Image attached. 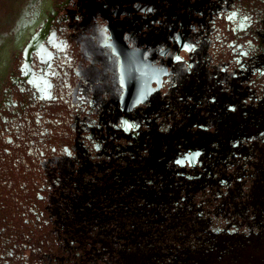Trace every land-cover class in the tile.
<instances>
[{
  "label": "rangeland",
  "instance_id": "374dc122",
  "mask_svg": "<svg viewBox=\"0 0 264 264\" xmlns=\"http://www.w3.org/2000/svg\"><path fill=\"white\" fill-rule=\"evenodd\" d=\"M200 3L223 39L188 36L192 67L153 50L172 76L126 113L103 0H0V264H264V0Z\"/></svg>",
  "mask_w": 264,
  "mask_h": 264
},
{
  "label": "flooded vegetation",
  "instance_id": "af4514ba",
  "mask_svg": "<svg viewBox=\"0 0 264 264\" xmlns=\"http://www.w3.org/2000/svg\"><path fill=\"white\" fill-rule=\"evenodd\" d=\"M103 1V8L108 9V14L97 13L94 19L101 23L106 34V39L101 41L102 49L111 53V59L115 57L119 61L118 83L122 89L120 107L124 112L126 108L131 109L133 106L136 108L148 104L151 96L159 90L161 91L169 77L172 76L170 67L167 64L158 66L151 59L153 50L156 49V56L160 60L167 62L171 59L174 65L184 63L192 67L187 56L196 52L199 44L189 40L191 35L194 36V39H198L200 28L209 24L210 29L206 41L208 40L216 46V41L223 39L221 36L224 32L219 26L218 18L220 12L217 13L216 6L208 8L204 4L202 5L200 0ZM208 9V16L204 21L197 18V16H205ZM39 23L40 21L33 24L31 31H34ZM139 23H143L142 29H140L141 32L149 27L153 30L150 35L152 37L151 42H147L142 46H136L129 40L130 32L137 29ZM162 27L174 32L173 35L168 36V42L165 45L159 44L158 37L155 36L159 34ZM48 28V25L45 24L44 33L35 37V40L27 48L28 50L26 49V66L30 65L33 50H37L44 64L48 65L50 63L52 52L44 42ZM91 37L96 39L94 34H91ZM55 39V34H53L49 41L54 43L56 42ZM25 40L26 38L23 36L22 39L17 41V46L23 47ZM31 79L37 83L43 80L45 87L42 90L45 95L50 94L49 85L43 78L34 79L31 76ZM123 119V124H126V129L129 131L128 125L130 123L127 118Z\"/></svg>",
  "mask_w": 264,
  "mask_h": 264
},
{
  "label": "water",
  "instance_id": "95a60500",
  "mask_svg": "<svg viewBox=\"0 0 264 264\" xmlns=\"http://www.w3.org/2000/svg\"><path fill=\"white\" fill-rule=\"evenodd\" d=\"M145 102H146V101H145ZM133 108H134V106H133L131 109H130V108H129V109L126 108V109H125V112H126V113H127V112H131V111L133 110ZM125 125H126V124H124V128H126Z\"/></svg>",
  "mask_w": 264,
  "mask_h": 264
},
{
  "label": "snow or ice",
  "instance_id": "6c2138e0",
  "mask_svg": "<svg viewBox=\"0 0 264 264\" xmlns=\"http://www.w3.org/2000/svg\"><path fill=\"white\" fill-rule=\"evenodd\" d=\"M177 59H179V57H177Z\"/></svg>",
  "mask_w": 264,
  "mask_h": 264
}]
</instances>
